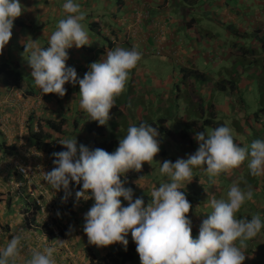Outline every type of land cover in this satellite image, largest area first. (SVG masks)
<instances>
[{
    "label": "clouds",
    "instance_id": "1",
    "mask_svg": "<svg viewBox=\"0 0 264 264\" xmlns=\"http://www.w3.org/2000/svg\"><path fill=\"white\" fill-rule=\"evenodd\" d=\"M63 10L66 17L58 21L50 35L47 48H40L37 41H31L25 46L24 52L30 53L27 64L31 68V77L44 98L48 94L63 97L66 94V83L78 85L80 109L90 117V121L96 122L98 126H107L116 98L126 90L130 73L141 60L142 53L135 48L128 50L117 47L109 50L99 62L89 65V70L82 79L78 78L75 69L66 66L69 59L67 50L90 45L89 32L82 23L86 13L81 11L80 5L73 0H66ZM23 11L19 0H0V54L11 39L14 20L20 17ZM263 46L264 41L260 42L258 52L263 50ZM247 52L249 51L246 50ZM194 72L199 75L197 71L188 70L187 77ZM252 75L249 78L258 80ZM191 80L195 81L193 78ZM189 81L190 79L186 84H190L195 96L204 101L201 109L204 111V106L208 104L204 112L213 110L210 103L215 104L216 101L211 99V95L209 98L202 95L200 86L195 91ZM222 84L208 81L205 92L215 94L220 90V86L224 87L223 92H237L236 86L227 87ZM246 88L247 86H244L242 91ZM190 90L187 91L186 100L190 103L188 107L193 109L188 115L192 118L191 114L197 107L188 100L192 95ZM123 103L119 102L126 108ZM177 104L181 105L180 102ZM219 114L216 108L211 112V124L202 128L204 131L205 128L210 129L207 135L199 132L194 137L187 124L195 119L186 123V133L181 132L178 136L186 135V138L191 134L198 142V149L187 159H177L174 163L169 160L163 161L162 164L158 162L161 165V174L167 176L169 182L153 188L147 206H144L142 198H136L133 202V190L124 187L127 173L141 172L144 164L154 163V157L160 151L157 127L145 123L140 126L130 125L127 134L119 140L118 147L111 153L100 148L89 150L83 144L77 146L76 137L65 138L60 144L66 150L53 153L54 158H51L54 159V167L45 173L44 177L55 191L63 189L67 193L70 185L77 201H94L84 215L83 231L90 245L106 248L113 244H122L126 248V238L130 232L140 264H244L246 256L242 249H245L247 242L264 227L259 214H254L250 220L237 218L241 207L253 198L251 186L245 191L237 184H232L226 198L217 199L209 194L212 211L202 220L195 239L192 237V223L188 218L192 205L183 191L194 178V168L201 169L214 183L215 177L221 173H230L247 160V167L253 177L264 175V140L253 141L250 149L247 145L241 147V142L233 138V130L229 126H218L226 120L217 119ZM198 124V127H202V121ZM39 131L40 126L37 129L34 125L32 132ZM15 169L16 174L25 178L18 173V167ZM71 183L79 185L80 190L76 191ZM28 191L30 204L39 208L40 212L37 213L44 214L33 195V189ZM42 192L43 190L37 188L36 194L42 195ZM121 197L128 201V206H122ZM27 201L26 199V205L31 206ZM28 216L27 210L23 217L28 230L39 227L47 236V232L43 230L45 226L54 235L53 239L47 236L50 240L64 235V226L55 225L53 232L52 227L46 225L48 219L46 223L38 222L37 219L30 222L27 220ZM59 231H62L61 236ZM21 240L20 235L14 234L6 246L0 248V264H16L21 258ZM56 241L58 244L64 243ZM56 251L53 247H45L42 251L33 249L24 264H56Z\"/></svg>",
    "mask_w": 264,
    "mask_h": 264
},
{
    "label": "crops",
    "instance_id": "2",
    "mask_svg": "<svg viewBox=\"0 0 264 264\" xmlns=\"http://www.w3.org/2000/svg\"><path fill=\"white\" fill-rule=\"evenodd\" d=\"M245 1L239 0V3L243 6V11L240 9L239 12L237 11V3L234 0H211L212 4L220 6L221 10L220 16L211 18L210 15L213 13L210 8L203 9L202 13H198L194 17L190 16L186 7L187 0H73L74 3L80 5L81 11L86 13L85 20L82 23L89 32L90 45L80 49L75 47L68 49L69 59L66 61V66L74 68L77 76L80 77L84 76L89 70L90 64L99 62L109 50H114L117 47L128 50L137 49L142 53V58L131 71L130 79L128 80L130 82L129 85L132 83L135 85V89H132L134 95H129L127 99L131 102L135 100L138 104V110L133 111L132 114L138 112L142 116L141 120L152 122V124L157 121L159 124V120L163 116L165 117L163 118L165 126L167 121L175 120L176 116V119L181 122V128L182 123L186 127V123L194 120L188 116L193 109L185 113L184 105L188 102L186 98L185 100L183 97L181 98L183 89L176 87L173 90V94L170 91L179 79H182L183 83L186 84L192 78L187 77L188 70L198 72V78L201 82L198 85V80L194 79V83H197L194 88L196 91L200 86L202 95L207 91L208 81L210 83L218 80L219 82L217 83H223L222 85L227 87L231 86L230 84L227 85L228 82L225 80L228 77H199L204 76L202 67L207 64L211 54L216 55L219 53L217 59L220 61H228L230 59L231 66L234 59L240 61L241 68L237 67V70H235V66L231 70L232 74L230 75L231 80L238 83L236 85L237 92L235 91L233 94L226 96L227 98H238L242 88L246 87L244 81L250 82V86L254 82L251 77L249 78L252 70L245 75L242 72L241 57H246V50L250 54L251 51L258 52L260 49L262 39L258 37L264 38V0L253 1L254 4L261 6L258 7V10H262L252 14L250 17L246 14L250 8L246 6L248 2ZM19 2L23 6L24 11L20 17L14 20L11 39L5 46L3 53L0 54V63H9L10 67H14L17 64V71L23 77L18 86H13L10 81L0 77V137L2 136L5 146H14L16 148L14 155H6L3 151H0V164H5L7 168L3 170L4 167L1 166L2 171H0V192L5 193L7 199L5 202H0V248L6 246L12 235L18 234L22 237V251L21 258L16 261V264H24L25 260L30 258L33 249L42 251L45 247L57 249L54 253L56 264H89L84 254L85 248H90L97 257H101L110 250L111 245L106 248H97L88 243L87 236L83 231L84 215L90 209L88 202L81 209H75V205L70 204V213L66 212L67 210L63 205H58L57 199L60 198L64 190L55 191L44 177L45 173L53 169V162L49 159H47V164L44 165L43 169H40V174L34 173L32 180L25 185L22 183V179L16 176V171L14 173L11 172L12 168L16 170L11 165L13 161H16L13 157L24 156L23 161L20 159L24 162L25 160H30V154L33 155V150L35 149L30 139L29 130L33 128L35 121H60L61 117L57 118V115H60L58 112H61V110L47 108V105H49L47 102L53 99L55 106L61 97L55 94H51V98L47 95L45 98L42 96L43 93L35 86L31 77V68L27 64L30 53L24 52V50L25 46L31 41H37L38 46L42 49L47 48L50 35L55 30L58 21L66 17V13L63 10V4L66 0H19ZM201 17L211 25V29L215 24L218 26L222 25V32L225 38L220 40L218 39L220 37L218 34L212 36H209V34L201 35L198 28L197 31L194 30ZM213 17L215 16L213 15ZM185 21H188V26H186ZM228 25H231L235 32L227 30L226 26ZM224 29L226 31H223ZM205 30L209 32L210 29ZM258 32L260 33L259 35ZM194 34H197V36ZM249 36L250 38L245 40V37ZM262 51V54H264V46ZM26 74L28 76H25ZM203 79L205 80L202 82ZM64 87L66 94L68 93L67 95L74 97L72 104L80 110L79 97L77 96L79 86L66 83ZM247 90L249 91V88ZM225 94L229 93L224 91V97ZM170 99H176L177 102H180L181 105L175 104L178 114H170L172 112L171 106L174 105V103L170 105ZM211 99L216 101L218 97L216 94L211 93ZM38 100H41L39 106L36 105ZM222 102L217 103L216 101V105L210 103L213 106L212 111L215 108H223L224 100ZM127 103L129 104L128 101ZM230 103H226V105L230 106ZM191 106L193 105L191 104ZM207 107L208 104L204 106V111L207 110ZM230 107L233 106L231 105ZM25 120L28 122L25 123ZM121 122L119 121L118 123L121 124ZM226 122L227 120L218 126H225ZM72 125H74V130L87 131L91 122L83 124V120L77 119ZM231 125L235 126V121ZM123 126L128 129L127 119ZM185 127L183 130L179 128L176 131L169 130L173 133H178L181 130L185 134ZM117 132L118 137H120L118 130ZM205 135H207L206 132ZM238 136L237 130L234 138L241 142ZM61 139L64 140L63 138ZM243 140L246 139L244 138ZM195 141L191 134L184 138L183 142L188 144L187 148L190 151L183 148V145L174 143L176 147L168 153V157H170L168 160L173 161L176 156L182 157L181 159H187L198 149V146L194 147ZM166 142L173 144L168 139L164 141V143ZM79 145L77 142V146ZM246 145L247 141L242 144L244 147ZM184 155H188V157L184 158ZM46 157L51 158L48 155ZM155 158L156 160L159 159L157 166L160 169V164L163 163L164 158L161 159L157 156ZM246 162L248 161L246 160ZM18 163L20 162L17 161ZM242 165H246L245 162ZM232 171V174L242 173L244 175L245 173L242 166ZM193 172L195 177L199 172L202 173L203 171L199 168H194ZM223 176L228 179L227 173H222V179ZM32 184H35L34 191H36L37 186L41 185L43 194L52 192V195L57 196V199L52 201L55 211L52 209V211L46 213L45 216L51 218L49 222L45 223L47 226L52 227L53 232H55V225L64 226L65 232L61 238L50 240L48 235L47 237L41 232L42 230H39V227H35L33 230L26 228L23 213L28 209L26 201H22V198L29 200L27 195L29 193L28 190H31ZM69 188H71L70 185ZM19 194L21 196L25 195V197H20ZM262 195H264V189ZM260 201L264 203V198ZM203 202L200 204L201 209L211 212L212 209L209 207L205 210L207 205L203 204ZM27 203L29 204L30 202L27 201ZM125 205H128V201L122 204L123 207ZM194 206L192 209H194ZM76 210L79 211L77 212ZM51 212L52 216H50ZM256 212L264 220V213L261 212V208H257ZM192 217L193 214L190 211L188 218L192 223V237L197 238L203 216L200 215L199 218L194 217V219ZM244 218L250 220L252 217L245 216ZM130 234L129 232L127 237ZM263 235L264 227L253 239L247 242V247L242 249L246 256L244 264H264ZM56 240L64 241V243L58 244Z\"/></svg>",
    "mask_w": 264,
    "mask_h": 264
},
{
    "label": "rangeland",
    "instance_id": "3",
    "mask_svg": "<svg viewBox=\"0 0 264 264\" xmlns=\"http://www.w3.org/2000/svg\"><path fill=\"white\" fill-rule=\"evenodd\" d=\"M205 1H207V2H205ZM234 1L237 3V7H238L237 11L240 12V9H241V11H243L242 10L243 6L239 3V0H234ZM246 1L248 2L246 4V6H248L250 8L248 10V12L246 13L248 17H250L252 14H255L256 12L262 10V9L258 10V7H261V6L254 4L253 1H255V0H246ZM186 7L188 8L189 15L192 17L196 16L198 13H202L203 9H206V8L211 9V11L213 13L212 15H210L211 18H216L217 16H220V13H221L220 6L212 4L211 0H199V1L198 0L197 1L187 0ZM213 15L215 17H213ZM185 24H186V26H188V21H185ZM210 27H211V25L208 24L206 22V20L201 17V19L198 21L197 27L196 28L194 27V30L197 31L199 29V33L201 35L209 34V36L210 35L212 36L214 34H218V36H220L218 39H220V40L225 38L224 34L222 32V28H223L222 25L218 26L215 24V26H213L212 29ZM226 27H227L226 29L229 30L230 32H232V31L235 32V29H233L231 25H228ZM205 29H210V30H209V32H206ZM226 29H224L223 31H226ZM194 35L197 36V34H194ZM249 38H250V36L245 37V40H248ZM218 55H219V53L216 55L211 54L208 61H207V64L204 67H202L204 69L202 72L204 74V77H228V79L225 78V80L231 86H236L237 82L232 81L230 78V75L232 74L231 70L233 68H235V66H236L235 70H237V67L241 68V65L239 63L240 61L238 59L237 60L234 59V62L232 63V66H231V60L230 59L228 61H224V60L220 61L219 59H217ZM16 66H17V64H16ZM199 67H201V66H199ZM11 68H15V66L14 67L11 66ZM255 73H256V70L253 69L251 71V74H255ZM25 76H28V74H26ZM190 77L198 80V83L200 84L201 80L198 78V76L195 77L194 74L191 73ZM78 78L82 79L83 76H80ZM257 79L258 80H256L255 78H252V80H255L256 82L254 81L251 84V86L249 84L250 82L245 81V85L247 86V88H249V91L247 90V88H246V90L241 91L238 98H233V97L227 98L226 96H229L230 94H227V95L225 94V97H224L223 91H221V90H217V93H215L218 97V100H216L217 103H220L224 100V107L223 108H221V107L216 108V111H218V113H220L219 115H217V119H226L227 120L226 126H229L233 130V138L236 136V133L238 130V133L240 136L239 139H241V143L244 144L245 141H247V147L249 149H250V145L253 141L264 140V118H262L263 115L260 114V116H259L260 122H256V118L254 116V113L257 112L258 109L260 108V106H259L260 101L258 99V91H259V88L261 85V83L259 82L260 77H257ZM190 81L194 87L197 86L196 82L194 83L191 79H190ZM217 82H219V81L217 80ZM129 83L130 82L128 81L126 84V90L118 97V102H120V103L124 102L123 104L126 106V108L124 109V113L126 115L127 125H129V126L135 125L136 126V124H134V121H137V122L141 121L142 116L138 112H135L134 114H132L133 111L138 110V104L135 100H133L131 102L130 100L127 99L129 95H134V93H133L134 91H132V89H135V85L133 83L131 85H129ZM127 87H129V88L127 89ZM165 87H166V85H165ZM176 87L183 89L181 98L183 97L185 100L186 95H187V91L190 90V84H184L183 80L179 79L176 82V84H174L172 86L171 91H170L171 94H173V90H175ZM67 94H65L64 97L59 98V102H57V104L55 106H54L53 101H52L53 99L48 100L47 103H49V105H47V103H46L47 108H49L51 110L53 108L55 110H61V112H58V114H60V115H57V118L61 117L60 120L65 119V121H67V124L64 125V127H63V129L65 130L66 136H64V137L61 136V138L65 139V138L76 137L78 144H83L91 150V142L93 139L96 138V135L93 132L88 133L85 130H74L73 125L72 126L70 125V124H73L77 119L83 120V124L84 123L87 124V122L90 123L91 122V121H89L90 117L83 110H81V109L78 110L77 106H74L72 104L74 97L71 95H67ZM78 94H79V91H78ZM204 95H205V97L209 98L211 93L208 94L207 92H204ZM261 95H262V93H261ZM47 96L51 98V94H48ZM77 96L79 97V95H77ZM263 97H264V95H263ZM170 100H171L170 105H172L174 103V105L171 106L172 112L170 114H178V111L175 107V104L177 105L178 102L176 100H173V99H170ZM127 101L129 102V104L127 103ZM231 101H232V103H230ZM226 103L227 104L230 103V106L232 105L233 107L227 106ZM262 103L264 104V102H262ZM40 104H41V100H38L36 105L39 106ZM168 104H169V101H168ZM189 104L190 103H187L186 105H184L185 113H187L189 110H191L188 107ZM122 108H124V106H122ZM198 108H196V109H198ZM196 109L194 108L195 113L197 112ZM211 112H213V111L210 110L209 112H205V118L206 119L211 120V116H212ZM227 117H230V118H227ZM161 118L163 119L165 117L161 116ZM245 119H249V121H245ZM26 120H25V123L28 122ZM39 121H35V125L37 126V129H39L40 125L44 124L43 122L45 120H41L40 122ZM213 121H216V120L213 119ZM233 121H235V124H236L235 126L231 125V123H233ZM121 125L119 124V126L117 127L114 123L112 124V123L108 122V124L106 126L107 133H116V130H118L121 136H122V134H127L126 127L123 125L121 126ZM155 126L158 129H160V125L158 124V122H155ZM197 126H199V124ZM164 127H166L167 129H170L172 131L173 130L176 131L178 128L183 130V128L185 127V124L182 123V128H181V122L178 121L176 119V116H175V120L167 121V125L166 126L164 125ZM253 127L255 128V132H252V130H251ZM181 130L177 133L178 135L181 134ZM208 130H210V129L205 128L206 133ZM43 131L47 133V130L45 128H43ZM163 138H165V137L163 136ZM244 138L246 140H243ZM2 144H3V138L1 136L0 137V145H2ZM178 145H183V148H186L188 151H190V149L187 148L188 144H186L184 142H179ZM195 146H199L197 141H195L194 147ZM240 146L244 147L242 145H240ZM174 147H176L174 143L172 145L168 144V142H166L164 144L162 143V151H164L166 153V155H164V156L159 155V153H160V151H159V153L156 156L158 158H161V159L164 158L163 161L168 160V159H170V157H168V153L173 151ZM36 153L37 152L35 150H33V155L30 154V158H29L30 160H25L24 162H22L24 156L20 157L18 155L17 157H13V159L16 160V161H13L11 163V165L13 167H26L30 170L29 176L27 175L25 178L20 177L18 174H16V176L18 178L22 179V181H23L22 183L24 185L29 180L30 181L32 180L34 173L40 174V172H41L40 169H43L44 165L47 164L46 163L47 159H49L51 162H53V160H54L52 158H47L46 157L47 155L44 156L45 155L44 153H37V154ZM194 153H195V151L192 154H194ZM186 157H188V155L187 156L184 155V158H186ZM181 158L182 157L179 158V156H176L172 162L174 163L177 159H181ZM20 159H22V161ZM17 161L20 162V163H18L19 165L17 164ZM157 161H159V159L156 160V158L154 157V163H152L151 165H148V164L143 165V167H142V171H143L142 178H140L139 180H126V182L124 184V187L131 188L133 190V197H132L133 201H135L136 198H142L144 200V206H147V204L151 200V192H152L154 187L158 188L161 183L169 182L168 177L161 174L159 166H157ZM40 163H41V165L39 166ZM247 163L248 162L245 161L246 165L241 164L242 168L245 170L244 175L242 173L232 174L233 171H231L230 173H227L228 179L225 176H223V179H222L221 178L222 173H221L218 177L214 178V180H215L214 183L211 180H209L208 176L204 172H202V173L199 172V174L193 178L192 182L197 181V184L202 187V190L204 192L206 191L205 201L203 202V204L207 205L205 210L208 209V207L211 209V207H210L211 195H214L217 199L226 198V193L229 190L230 186L232 184H237L242 190H245V191L247 190L248 186H251V189L253 191L252 200L245 202V204L241 207L240 211L237 213V218L238 219L244 218L245 216L252 217L254 214H258L256 212L257 208L258 209L261 208V212L264 213V203H262V201H260L262 198H264V195H262V191L264 189V175H262L261 177H253L250 174V170L247 167ZM1 164H0V171H2L1 166L4 167L3 170H6L7 168L5 167V164H3V165H1ZM52 167H54V164H52ZM35 168H37V169H35ZM15 171L16 170H14V168L11 169L12 173H14ZM191 183H189L184 190H188L189 185ZM23 184H22V186H23ZM219 184L221 185V187H219L220 186ZM34 185L33 184L31 185V189H33V191L35 188ZM22 186H20V187H22ZM37 188L43 190V187L41 185L37 186ZM254 192H257V193H254ZM23 193H21V194H23ZM36 193H37V189H36V192L34 191L33 195L38 200V203H39L38 205H40L39 207H42V209L44 210V214L37 213L35 216V220L37 219L38 222H42V223L45 222L46 219H48L47 221H49V219L51 217H49V215H48L49 218H47V216H45V215L47 212L52 211V209H53L52 201L54 199H57V196L52 195L51 194L52 192L48 193V194H43V192H42V195H40L39 193L38 194H36ZM209 194H211V195H209ZM19 196L25 197V195L21 196L20 194H19ZM65 197L69 200H67ZM23 200L25 202L26 198L25 199L22 198V201ZM5 201H7L5 193L0 192V202H5ZM57 202H59L58 205L61 204V205H63L64 208H66L67 213H70V210H71L70 204L75 205L74 206L75 209H81V207L84 204H86L87 202H88V206H90V207L94 203V201L91 199L87 200V201L82 200V199L77 201L76 196H75V192H73L70 188L68 189L67 193L65 191L61 193V196L59 199H57ZM121 202H122V204L125 202L123 200V197H121ZM201 203H198V202L194 203L195 204L194 209L191 210V213L193 214V217H192L193 219H194V217L199 218L200 215H202L203 219H205L207 213H210L209 210L204 211L201 209V206H200ZM30 205H32V204H30ZM126 206H128V205H125V207ZM256 206H257V208H256ZM53 211H55V210L53 209ZM76 211L78 212L79 210H76ZM52 215L53 214L51 212L50 216H52ZM41 220H44V221H41ZM261 220L264 221L263 219H261ZM262 244H264V241L262 242Z\"/></svg>",
    "mask_w": 264,
    "mask_h": 264
},
{
    "label": "trees",
    "instance_id": "4",
    "mask_svg": "<svg viewBox=\"0 0 264 264\" xmlns=\"http://www.w3.org/2000/svg\"><path fill=\"white\" fill-rule=\"evenodd\" d=\"M262 39V42L264 41L262 37H258ZM245 54V52H244ZM241 64H242V72L244 75L249 72L250 70L255 69L256 73L252 76L254 77H260L259 82L261 83L259 91H258V99H259V106L260 108L256 113H254V116L256 118V122H260V114L263 115L262 118H264V54L261 52H254L252 51L250 54L246 53V57H241ZM18 66H15V68H11L7 63H0V77L5 78L6 80L10 81L13 86H18L21 81L23 80L22 75L17 71ZM194 76H198L195 72L193 73ZM204 77V76H199ZM205 79L202 80V82ZM223 86H220V90H223ZM190 94L191 97H188V100L192 102L198 109H196V113L193 112L191 114V117L195 119L193 122H189L187 125L190 126L189 130L191 133L196 135V133L204 132L202 129L205 126H209L211 124L210 119L205 118V112L201 109L203 104V99L200 97L195 96L194 90H192V86H190ZM262 93V95H261ZM121 106L122 104H119L118 98H116L115 105L112 108L110 112V120L109 123H114L117 127L119 126V121H122V125L126 123V115L124 113V109ZM199 110V111H198ZM259 120V121H258ZM146 120H141L139 122L134 121V124L136 126H140L141 123H145L151 126H155V124H152V122H145ZM199 121H202V127H198L197 123ZM245 121H249V119H245ZM262 121V120H261ZM44 124L40 125V131L39 133H33L32 129L29 130L30 133V139L32 142V145L34 149L38 152L47 154L51 157H53V153H58L65 151L66 149L63 148V146L60 144L62 141L61 136H66L65 130L63 129L64 125L67 124V121L65 119H61L58 122H54L52 120H45L43 122ZM165 120L161 119L159 120L160 129L157 128L159 133V140H160V153L159 155L164 156L165 152L162 151V143L164 144V141L166 139H169L171 142L178 144L179 142H183L186 135L178 136V134L171 132L166 127H164ZM248 123V122H247ZM69 124V123H68ZM120 124V125H121ZM72 126V124H70ZM121 125V126H122ZM43 127L47 130V133L43 131ZM74 127V125H73ZM252 132H255V128L253 127ZM88 133H94L96 135V138L92 140L91 143V150L100 148L104 149L105 151L111 153L116 150L119 144V140L122 139L126 134L120 135L118 137V132L116 130V133H107L106 126H98L96 122L91 121V125L87 128ZM163 136L165 138H163ZM239 143H237L238 145ZM0 151H3L6 155H14L16 153V148L14 146L7 147L4 144L0 145ZM54 158V157H53ZM143 176V171L137 173L134 171H129L126 175V180H139ZM73 188L76 191L80 190L79 185H74L71 183ZM185 192L187 200L192 205V208L194 206L195 202L201 203L205 201V195L206 191L204 192L202 190V187L197 184V181L192 182L189 185L188 190H183ZM28 214L27 220L30 222H34L35 216L37 212H39V208L33 204L31 206L27 205ZM191 208V209H192ZM190 209V211H191ZM189 211V212H190ZM43 230L47 232V234L53 239L54 235L45 227L43 226ZM193 230V229H192ZM59 235H62V231H59ZM128 240V244L125 248L122 244H113L110 247V250L104 254L101 257H97L91 249L87 248L85 249V257L88 260L89 264H140L139 256L136 252V245L133 242L131 238V234L129 237L126 238Z\"/></svg>",
    "mask_w": 264,
    "mask_h": 264
},
{
    "label": "built area",
    "instance_id": "5",
    "mask_svg": "<svg viewBox=\"0 0 264 264\" xmlns=\"http://www.w3.org/2000/svg\"><path fill=\"white\" fill-rule=\"evenodd\" d=\"M18 173L24 177L29 176L30 171L26 167H18Z\"/></svg>",
    "mask_w": 264,
    "mask_h": 264
}]
</instances>
